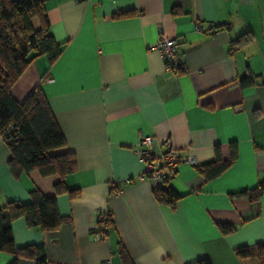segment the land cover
Returning a JSON list of instances; mask_svg holds the SVG:
<instances>
[{
  "label": "crops",
  "instance_id": "1",
  "mask_svg": "<svg viewBox=\"0 0 264 264\" xmlns=\"http://www.w3.org/2000/svg\"><path fill=\"white\" fill-rule=\"evenodd\" d=\"M49 33L61 46L49 63L36 58L14 84L17 103L39 87L75 171L56 196L67 219L56 230L11 224L14 246L43 245L47 264H264V194L250 203L232 196L264 180V0H42ZM34 27L39 22L34 21ZM244 36L238 45L232 42ZM176 40L181 69L167 72L152 47ZM249 84L241 85L244 76ZM152 138L155 157L164 142L181 160L166 184L180 196L173 208L158 204L134 152ZM235 161L206 181L196 168L211 163L214 147ZM0 136V208L30 203V193L54 196L57 175L14 176ZM118 191V193H116ZM111 217L104 240L92 229ZM232 226L224 236L218 225ZM253 250L240 258L236 251ZM13 257L0 252V264ZM17 264H35L19 259Z\"/></svg>",
  "mask_w": 264,
  "mask_h": 264
},
{
  "label": "trees",
  "instance_id": "2",
  "mask_svg": "<svg viewBox=\"0 0 264 264\" xmlns=\"http://www.w3.org/2000/svg\"><path fill=\"white\" fill-rule=\"evenodd\" d=\"M39 27H34V21ZM245 35L231 45L245 41ZM61 53L58 45L49 33V24L42 0H0V136L9 129L7 137L11 143L8 167L14 176L37 171L42 177L57 175L60 181L54 185V196L44 197L38 191L30 193V203L21 205L8 203L0 208V252L13 257L9 264H17L19 259L32 260L35 264H47L43 245H30L21 248L14 246L11 224L22 218L28 227H37L44 232L56 230L67 221L58 213L56 196L68 192L64 179L75 171V158L72 153L52 154L64 148L65 142L48 108L44 95L35 87L22 103H17L11 90L25 69L38 57H47L53 63ZM241 85L251 82L250 76H244ZM229 159L223 160L220 148L214 147V159L211 163L196 168V172L206 181L219 177L236 159L235 143L230 144ZM167 180L153 189V197L158 204L173 208L180 196L169 186ZM264 194V180L251 190L232 196L245 197L250 203L257 202ZM224 236L234 232L228 225H218ZM256 255L264 261V247L255 248ZM240 258L253 255V250L242 248L236 251ZM118 256L121 264H132L130 258L119 245ZM194 264H209L201 260Z\"/></svg>",
  "mask_w": 264,
  "mask_h": 264
},
{
  "label": "built area",
  "instance_id": "3",
  "mask_svg": "<svg viewBox=\"0 0 264 264\" xmlns=\"http://www.w3.org/2000/svg\"><path fill=\"white\" fill-rule=\"evenodd\" d=\"M88 1V0H82ZM152 50L157 52L164 63V68L167 72L177 73L181 69L179 52L176 40L169 38H160L158 42L152 47ZM9 129L3 136H1L4 143H11V139L7 137ZM152 138L140 137L134 148V152L143 162V177L148 178L155 187L160 186L167 177L174 174L176 167L179 163L185 162L193 164V160H181L176 152L172 149L170 141L166 140L164 146L166 152L161 156L155 157L152 151ZM118 193V191L116 192ZM111 217L108 214H100L97 218L96 225L92 229V237L94 240H104L107 230V224L110 222ZM102 264H109L104 262Z\"/></svg>",
  "mask_w": 264,
  "mask_h": 264
}]
</instances>
